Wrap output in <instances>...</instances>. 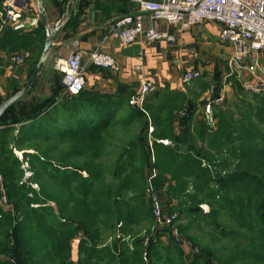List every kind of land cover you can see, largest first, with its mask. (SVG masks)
Masks as SVG:
<instances>
[{"label":"trees","instance_id":"16d2710c","mask_svg":"<svg viewBox=\"0 0 264 264\" xmlns=\"http://www.w3.org/2000/svg\"><path fill=\"white\" fill-rule=\"evenodd\" d=\"M70 6L49 7L68 17L63 41L75 36L87 0ZM46 39L42 23L8 25L0 53L31 52L30 77ZM221 74L201 76L189 93H154L143 110L130 104V86L71 98L61 72L41 75L0 119V200L4 189L13 209L0 204V264H264V92L231 77L237 100L215 106L212 128L196 115L210 87L221 96ZM150 168L191 255L171 226L154 222Z\"/></svg>","mask_w":264,"mask_h":264},{"label":"built area","instance_id":"2783aa9c","mask_svg":"<svg viewBox=\"0 0 264 264\" xmlns=\"http://www.w3.org/2000/svg\"><path fill=\"white\" fill-rule=\"evenodd\" d=\"M125 1L134 6L131 14L117 20L110 28L109 34L123 45H132L145 42L155 45L166 41L175 43L176 37L160 26H176L184 29L197 27L204 22L217 24L220 28V39L223 43L232 45L236 53L230 61V72L224 82L221 96L212 98L215 88L210 87L204 116L207 123L215 128L214 108L225 103V88H231V77L236 76L246 91L253 93L264 92V0H106ZM25 0H4L3 11L0 12L1 26L20 22L23 18L22 9L26 6ZM35 21V18H34ZM32 58L29 51L14 54L10 60L13 66H24ZM93 65L104 70L119 72L120 67L116 59L102 52L100 49L91 51L88 55L80 51L70 53L60 64L58 69L63 73V97H74L86 89V70ZM137 71L141 66L136 67ZM198 70L186 71L182 76L183 85H191L200 80ZM157 91V87L148 81H142L140 90L133 95L130 104L143 110L146 99ZM153 128H150L152 133ZM161 143L167 145L168 140ZM27 166L25 163L24 168ZM28 167V166H27ZM156 178V169L149 174V193L152 199V214L158 227L171 226L173 236L180 244L185 254L191 255L196 248L182 235L175 225L176 216L169 215L164 209L160 193L152 188V181ZM1 181V177H0ZM37 187V185H36ZM0 204L5 211L13 210L6 192L2 189ZM79 241V239H77Z\"/></svg>","mask_w":264,"mask_h":264},{"label":"crops","instance_id":"0c3cea01","mask_svg":"<svg viewBox=\"0 0 264 264\" xmlns=\"http://www.w3.org/2000/svg\"><path fill=\"white\" fill-rule=\"evenodd\" d=\"M25 1L27 5L21 10L22 20L12 24L16 29L30 31L37 28L42 23V7L45 9L47 26L53 28L62 19L56 16L54 9L50 8L49 11L51 0ZM70 5V8L76 11L80 0H70ZM133 9L134 6L125 1L87 0L75 36L63 41L65 33L62 31L59 33L40 76L47 78L54 70L61 72L58 64L72 52L80 51L88 55L95 49L113 56L120 67L119 72L104 70L93 65L87 67L85 90L102 94H114L122 84L130 86L135 93H138L142 81L154 84L157 87L155 93L165 91L189 93L196 85L195 82L191 85H183L182 76L186 71L198 70L203 74L202 76L207 77V81H211L217 70L219 72L226 69L227 62L222 57L225 54L233 55L234 48L221 41L219 26L210 22L189 29L161 24L162 29L176 37V42L173 44L166 41L157 42L152 46L145 42L128 46L121 44L109 34L110 28ZM12 56L0 53V101L14 95L16 89L21 90L29 79L30 63L13 66L10 60ZM228 62L230 64V61ZM137 66H141L140 71L136 70ZM224 82L223 80V84ZM230 90L225 88L227 96L231 94ZM163 195L160 192L165 209Z\"/></svg>","mask_w":264,"mask_h":264},{"label":"water","instance_id":"95a60500","mask_svg":"<svg viewBox=\"0 0 264 264\" xmlns=\"http://www.w3.org/2000/svg\"><path fill=\"white\" fill-rule=\"evenodd\" d=\"M66 17L67 15L65 14L62 17V19L56 24V26L51 28L47 26V17L45 14V9L43 7L41 8L42 25L45 28L46 37H47L44 50L42 52V57L39 63L37 64V66L34 68L33 72L31 73L26 85L21 90H19L16 94L10 96L9 98H7L6 100L2 102V104L0 105V119L16 102L22 99L28 93V91L34 87L37 79L39 78L41 72L43 71L45 67L46 58L49 52L54 47V43L57 39V36L60 33L61 27L63 26V23ZM32 22L34 23V20ZM20 27H24V26H20Z\"/></svg>","mask_w":264,"mask_h":264},{"label":"rangeland","instance_id":"374dc122","mask_svg":"<svg viewBox=\"0 0 264 264\" xmlns=\"http://www.w3.org/2000/svg\"><path fill=\"white\" fill-rule=\"evenodd\" d=\"M232 46V45H231ZM234 48V47H233ZM235 53H236V50H235V48H234V54L233 55H229V54H225V56H223L222 58L224 59V61H226L227 63H226V69L225 70H221V77L224 79V81H225V79H226V77L229 75V72H230V64H229V62L228 61H231L232 60V58L234 57V55H235ZM207 63H209V62H207ZM206 63V64H207ZM228 70H229V72H228ZM201 75H203L202 73H201ZM239 82L241 83V82H243V80H239ZM241 86H242V88L244 89V91H246L245 90V88L243 87V84L241 83ZM210 89V88H209ZM209 89L206 91V93H204V95H203V99H201V101H199V102H202V100H204L205 102H206V97H207V93H208V91H209ZM231 90L229 91L231 94L230 95H228L227 96V94H226V98H228L227 99V101H228V103L229 102H234L235 101V99H236V97H235V90H234V86L232 85V87L230 88ZM229 94V93H228ZM237 100V99H236ZM229 105V104H228ZM215 118V117H214ZM196 119H197V121L199 120V121H205V122H207L206 120H205V116H204V109L203 108H201V110L199 111V113L196 115ZM215 121H217L216 120V118H215ZM210 126V125H209ZM151 134V133H150ZM152 145V144H151ZM165 145V144H164ZM16 154L18 155V157H19V159L23 162V164L25 165V160H24V157H23V154L22 153H20V152H16ZM155 162V158H154V154L152 155V163H154ZM27 164V163H26ZM24 165H23V167H24ZM27 166H28V164H27ZM26 166V167H27ZM25 167V168H26ZM151 169H153V168H150L149 170H148V178H149V174H150V170ZM155 169V168H154ZM86 175V174H85ZM157 175H158V172H157V170H156V177H157ZM29 176H31V173L30 172H27L26 173V177L28 178ZM152 183H153V181H152ZM151 183V184H152ZM33 187L35 188V189H38V187H36V185L35 184H33ZM148 188H149V179H148ZM152 188L154 189V187H153V184H152ZM148 192H149V190H148ZM159 192V191H158ZM160 193V192H159ZM164 196V195H163ZM165 197V196H164ZM162 200V199H161ZM150 203H152V199H151V195H150ZM162 203H163V201H162ZM164 204V203H163ZM204 208V210L205 211H207L208 210V208L205 206V207H203ZM143 235H147V233H145L144 234V232H143ZM76 242H78L77 240H76Z\"/></svg>","mask_w":264,"mask_h":264}]
</instances>
